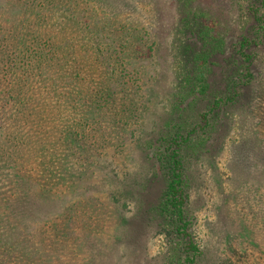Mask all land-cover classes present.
<instances>
[{"label":"trees","instance_id":"obj_1","mask_svg":"<svg viewBox=\"0 0 264 264\" xmlns=\"http://www.w3.org/2000/svg\"><path fill=\"white\" fill-rule=\"evenodd\" d=\"M173 2L178 13L169 35L152 42L157 45L154 64L160 66L165 55L159 44L171 36L167 67L146 98L134 85L132 74L137 79L139 70L132 52L146 54L152 40L149 31L122 18L121 9L129 4L114 5L106 25L82 26L81 11L64 0H0V180L8 175L16 183L46 180L48 196L58 194L53 186V180H60L56 164L47 173L32 175L25 169L31 161L41 166L48 156L59 163L62 146L71 155L80 149L89 159L88 149L95 151L105 139L104 120L134 124L132 139L150 174L134 177L137 182H129L127 190L116 187L111 201L124 212L133 200L135 214L154 222L170 246L165 264H202L205 248L194 231L189 170L217 142L222 113L250 105L249 91L263 83L264 0L228 1L224 12L230 17L235 11L236 19L227 18L222 25L202 0ZM159 30L154 26L150 31L159 36ZM127 73V81L120 82ZM163 74L165 84L159 81ZM149 112L153 116L147 119ZM99 155L96 162H102ZM113 163V173L105 168V176L125 180ZM155 184L156 197L144 201ZM46 203L38 196L20 200L13 192L0 199V225L21 230L28 219L40 216ZM57 218L46 214L40 227H57Z\"/></svg>","mask_w":264,"mask_h":264},{"label":"rangeland","instance_id":"obj_2","mask_svg":"<svg viewBox=\"0 0 264 264\" xmlns=\"http://www.w3.org/2000/svg\"><path fill=\"white\" fill-rule=\"evenodd\" d=\"M228 1L202 0V3L211 6L222 25L226 24L227 18L236 19L235 11L230 17L224 12L223 6L229 5ZM64 2L75 4L81 11L78 21L82 26L89 23L95 26L98 21L106 25L104 23L111 20L114 5L131 6L122 7V18L149 31L152 40L148 41L150 50L146 54L137 49L132 52L139 70L135 72L139 73L137 79L132 74L136 80L134 85H139L140 92L148 98L151 88L159 84L156 77L167 67L164 58L170 50L166 44L172 42L171 36L159 44L162 48L159 53L165 55L160 66L154 64L157 61L152 52L157 45L152 42H161L169 35L170 25L178 13L173 0ZM81 16L87 17L82 19ZM154 26L159 27L160 38L156 31H150ZM230 34L234 36L235 32L230 31ZM128 65L134 68V65ZM261 70L263 83L254 86L248 94L251 104L237 105L222 113L225 124L222 123L221 131L217 133V142L203 159L195 160L189 170L194 181L191 214L194 231L201 247L205 248L202 264H264V54ZM128 74L120 82L127 81ZM159 81L165 84L166 75L163 74ZM155 109L157 107H152ZM152 116L149 112L147 119ZM134 126L104 120L101 137L105 139L102 145L95 147L97 153L88 149L91 151L89 159L85 153L80 155V149L71 155L73 153L62 146L59 163L48 156L41 166L31 161L25 169L32 175L40 174L42 170L47 173L50 166L56 164L60 180H53L56 182L53 186L58 194L48 196L50 183L46 184V180L16 183V180H9V175L2 177L0 199L17 192L20 200L38 196L45 198L47 203L45 209L40 210V216L28 219L27 226L21 230L17 227L11 232V226L0 225V264H165L164 256L170 246L158 233L154 222L147 216L141 219V215L135 214L133 200L124 212L111 201L116 187L127 190L129 182H137L134 177L150 170L141 156V148L132 139ZM99 152L102 162L94 160ZM113 160L118 164L117 171L123 175L120 178L126 175L125 180H112L111 174L105 176V168L112 172ZM18 187L27 192L23 193ZM152 187L144 201L150 202L156 197L159 185ZM46 214L58 215L57 227H40L39 220Z\"/></svg>","mask_w":264,"mask_h":264}]
</instances>
